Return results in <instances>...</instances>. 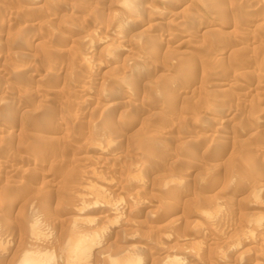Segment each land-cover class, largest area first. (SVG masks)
Instances as JSON below:
<instances>
[{
	"label": "rangeland",
	"instance_id": "rangeland-1",
	"mask_svg": "<svg viewBox=\"0 0 264 264\" xmlns=\"http://www.w3.org/2000/svg\"><path fill=\"white\" fill-rule=\"evenodd\" d=\"M23 259L264 264V0H0V264Z\"/></svg>",
	"mask_w": 264,
	"mask_h": 264
},
{
	"label": "bare ground",
	"instance_id": "bare-ground-1",
	"mask_svg": "<svg viewBox=\"0 0 264 264\" xmlns=\"http://www.w3.org/2000/svg\"><path fill=\"white\" fill-rule=\"evenodd\" d=\"M141 62V61H140ZM120 103V102H119ZM172 212H174V210H172V209H168L167 211H166V215H168L167 213H172ZM227 215V214H226ZM77 240V245L76 246H78L79 247V245H80V248H81V250H82V252H84V253H87L88 251H89V248H88V246L89 245H91L92 244V239H88L87 241H85L84 243H83V245L81 244L82 242L80 241L81 240V238H77L76 239ZM85 240V239H84ZM82 245V246H81ZM80 250V251H81ZM78 254V253H77ZM79 254H81V252L79 253ZM88 255V254H87ZM83 256V255H82ZM26 259H30L31 257H28L27 255L26 256H24ZM197 257V256H196ZM24 260V259H23ZM76 260H77V258H76ZM83 260H84V258H83ZM127 261V260H126ZM133 262V261H132ZM23 263H25L26 264V262H25V260H24V262ZM30 263H32V262H30ZM37 263V262H36ZM35 263V264H36ZM124 264H126V262H124ZM134 264V263H133Z\"/></svg>",
	"mask_w": 264,
	"mask_h": 264
}]
</instances>
